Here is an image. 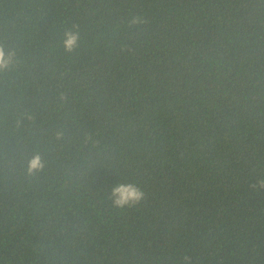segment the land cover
<instances>
[{"label":"trees","instance_id":"1","mask_svg":"<svg viewBox=\"0 0 264 264\" xmlns=\"http://www.w3.org/2000/svg\"><path fill=\"white\" fill-rule=\"evenodd\" d=\"M0 44V264H264V0H0Z\"/></svg>","mask_w":264,"mask_h":264},{"label":"clouds","instance_id":"2","mask_svg":"<svg viewBox=\"0 0 264 264\" xmlns=\"http://www.w3.org/2000/svg\"><path fill=\"white\" fill-rule=\"evenodd\" d=\"M132 22L138 23L139 21L134 19ZM79 39L80 34L75 26L66 31L62 41L65 51L71 53L78 46ZM18 62L16 50L0 44V73L13 68ZM44 166L42 157L36 154L29 160L27 172L29 175H34L41 171ZM253 187L264 189V177H260ZM108 195L112 206L120 210L137 207L146 199L145 191L137 184L130 182L118 183L110 189ZM187 260L188 258L185 257V261Z\"/></svg>","mask_w":264,"mask_h":264}]
</instances>
